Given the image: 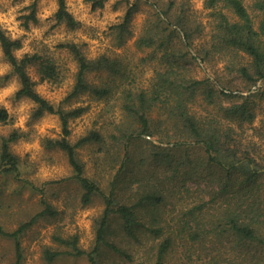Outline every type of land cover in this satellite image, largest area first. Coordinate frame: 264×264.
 <instances>
[{
  "label": "trees",
  "instance_id": "16d2710c",
  "mask_svg": "<svg viewBox=\"0 0 264 264\" xmlns=\"http://www.w3.org/2000/svg\"><path fill=\"white\" fill-rule=\"evenodd\" d=\"M106 1L94 0L92 7H103ZM58 3L55 20L75 29L79 22L67 10L65 0ZM204 4L211 10L213 31L204 46H194L198 57L201 61L214 57L222 60L227 69L247 81L250 91L264 80V0H204ZM187 11V4L179 5L173 0L165 8L154 5L152 19L136 40V46L150 49L147 57L157 62L158 69L146 89L120 91L121 109L128 121L116 127L113 145L106 149V153L113 151L119 158L108 194L100 192L97 183L84 176L76 153L84 144L100 142L101 136L90 131L74 143L67 138L70 119L84 109L55 107L36 91L28 70L34 66L39 80L54 82L59 77V66L51 58L37 54L17 59L13 52L21 48V40L9 42L0 33L3 56L20 83L16 97L34 102L36 117L49 113L60 119L62 137L47 140L46 145L67 155L73 178L82 189L81 203L89 204L97 194L105 203L93 249L81 250L75 236L60 237L57 241L64 250L45 248L42 257L47 264L62 255L85 256L89 264H97L102 247L109 251L112 263L116 258L133 264V252L107 240L113 215L121 221L128 246L132 240L138 242L140 236H149L155 242L153 264H167L178 247L185 248L181 264H264V149L247 134L256 119L255 96L259 89L243 96L229 87L217 88L209 78L198 79L191 74L190 66L196 58L189 49L193 48L194 29L198 26ZM131 12L132 7L114 26L119 41L128 33ZM60 47L72 54L77 65L70 97L85 92L95 98L109 96L111 86L88 82L91 71L125 78V69L116 58L102 55L88 59L74 43ZM196 103L202 105L203 112L194 110ZM6 118V111L0 109V120ZM17 138L14 132L1 143L0 174L12 173L19 179L18 159L9 150V144ZM148 138L167 146L154 144ZM142 145L149 152V160L135 159V148L141 149ZM25 182L41 195L42 208L14 230L0 227V236L14 243L12 264H23L21 236L40 219L56 213L45 199L44 187ZM119 190L125 192L121 198Z\"/></svg>",
  "mask_w": 264,
  "mask_h": 264
},
{
  "label": "rangeland",
  "instance_id": "374dc122",
  "mask_svg": "<svg viewBox=\"0 0 264 264\" xmlns=\"http://www.w3.org/2000/svg\"><path fill=\"white\" fill-rule=\"evenodd\" d=\"M93 1L83 0L81 4V0H65L67 10L73 17H83L78 26L71 30L65 27L64 24L58 23L54 15L48 17L44 24L50 26L44 32L43 37L39 40L33 39L30 41L28 48L31 51L25 52L23 55L37 54L49 57L59 66V77L54 82L39 80L34 66H30L28 70L35 82L36 91L55 107L63 110L78 107L84 109L81 115L70 119V134L67 138L74 143L90 131H95L101 136L100 142L84 144L76 149V153L77 159L83 165L84 176L95 181L100 188V192L108 194L110 180L119 167V158L115 157L113 151L106 153V149L113 145V138L117 136L116 127L124 121H128L121 109L120 91L124 88H130L134 91L146 89L158 69L157 62L150 61L147 57L150 49L136 46V40L142 34L148 20L152 19L150 13L153 6L165 8L172 0H116V3L111 6V11L120 10L123 13L122 21L127 10L132 7L131 17L127 25L128 33L124 36V40L119 41L121 39H119L114 28L116 24L112 25L106 33H103L107 37L106 42H102L99 46L91 41L86 43L80 39L81 36L95 39L97 37V27L92 25H98L101 17L109 12V9L105 7L107 1L103 7L95 8L92 7ZM173 1L179 3V5L181 2L187 4V16L195 22L194 25L198 26V29H194L193 48L189 49L191 55L196 58V61L190 66L191 74L198 79L209 78L217 88L229 87L243 96L256 88L259 89V93L255 96L256 119L251 125L252 129L248 127L247 134L259 144L261 149H264V80H259L249 91L247 81L237 73L227 69L222 60L214 57L201 61L194 46L196 48L204 46L210 39L213 31L211 10L206 8L204 0ZM50 2L51 0H45L43 6H47ZM2 3L3 0H0V4ZM89 4L91 5L90 10L87 8ZM38 5H40V0H35L31 6L32 15L24 19L25 21H32L35 27H42L43 25L36 20ZM53 20L55 23H51ZM24 27L27 31V22ZM60 37L64 38L63 41H59ZM19 39L22 42V48L23 40L27 37H20ZM66 43H74L79 46L88 59H94L92 57L97 58L102 55L118 59L122 64V68L125 69V78L121 79V76L108 75L106 71H91L87 74L88 82L101 86L108 84L111 86L109 96L107 98H95L85 92L70 97L75 83L77 65L72 54L66 48L60 47V44ZM4 65H9V63L3 56L0 57V67ZM13 82L20 86L19 80L12 73L10 66L3 77H0V88H4ZM8 99L11 102L9 109L5 110L0 106V109H4L7 113L6 120H0V153L3 139L16 132L18 138L9 144V150L18 159L20 177L18 179L12 173L0 174V227L8 231L14 230L42 208L40 204L41 195L31 189L25 182L26 180L35 186L44 187L45 199L56 213L53 217L40 219L21 236L23 264H47L42 257L43 251L45 248L64 250L63 246L57 241V238L60 237L75 236L81 250L91 251L95 244L97 222L105 209L102 195H95L87 205L82 204L80 201L82 189L73 178V170L68 162L67 155L59 148L46 145L47 140L62 137L61 122L58 115L48 113L36 117L34 115L35 103L28 98H17L16 92ZM21 104L27 106L26 112L29 116L25 122V128L28 129L26 132L16 127L18 115L16 109ZM193 108L195 111L203 112L202 105L199 103L194 104ZM154 115L156 119L158 116ZM46 125H54V127H46V134H42L40 129ZM57 128L59 131L56 130ZM148 139L154 144L167 146L152 138ZM28 145H38V147L28 149ZM139 147L135 148V159L141 160V157L148 159L149 152L146 146L142 145L141 149ZM121 154L122 152H120V156ZM146 164L147 162H145ZM152 169L153 166L150 167V170ZM124 193L123 190H119V198ZM125 196H128V191ZM107 240L117 242L121 244L123 249L133 252V264H153L152 247L155 242L149 236H140L138 242L132 240L128 246L118 216L113 215L110 220ZM13 245L12 239L0 236V264L13 263ZM184 251V247H178L174 257H170L167 264H181L185 257ZM96 260L97 264H131L116 258V262L112 263L113 258L104 247L100 249V255L97 256ZM52 264H89V262L85 256L62 255Z\"/></svg>",
  "mask_w": 264,
  "mask_h": 264
},
{
  "label": "clouds",
  "instance_id": "9594fccd",
  "mask_svg": "<svg viewBox=\"0 0 264 264\" xmlns=\"http://www.w3.org/2000/svg\"><path fill=\"white\" fill-rule=\"evenodd\" d=\"M35 2V0H3V3L0 4V33H3L5 38L9 40V42L16 41L20 37H27V39L23 40V47L15 50L13 55L19 59L23 53L30 52L31 50L28 48V44L33 39L39 40L43 37L44 32L50 26L49 24H44V21L53 16L59 10L58 0H51L47 6H43L45 4V0H40V5L37 6L36 12V20L42 24V27L33 26L32 21H25V17L32 15L31 6ZM83 0H81L82 4ZM116 3V0H107L106 8L109 9L107 15L101 17L98 22V25H92L93 27H97V37L95 39L90 37L81 36V41L89 43H95L99 46L102 42H106L107 37L103 35L106 33L112 25L119 24L122 22L121 18L123 13L120 10L111 11V6ZM87 8L90 10L91 5H87ZM77 22L83 19V17L77 18ZM27 22L28 28L27 31L24 27V24ZM51 23H55L53 20ZM63 37L59 38V41H63ZM0 57H3V49L0 47ZM95 58V57H92ZM9 65H4L0 67V77H3L5 71L9 68ZM18 85L13 82L4 88H0V106H2L5 110L11 107L10 99L15 92L18 91ZM25 105L21 104L17 111V122L16 127H18L21 131H27L25 128V122L28 120L29 116L26 112ZM46 127H54L45 126L40 129L42 134L45 133ZM59 131V129H56ZM32 147H38V145H28L27 148L30 149ZM27 150V149H26Z\"/></svg>",
  "mask_w": 264,
  "mask_h": 264
}]
</instances>
